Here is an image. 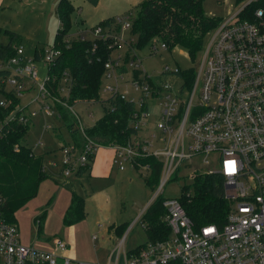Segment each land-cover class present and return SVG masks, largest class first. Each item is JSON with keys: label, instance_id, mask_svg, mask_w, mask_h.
<instances>
[{"label": "built area", "instance_id": "1", "mask_svg": "<svg viewBox=\"0 0 264 264\" xmlns=\"http://www.w3.org/2000/svg\"><path fill=\"white\" fill-rule=\"evenodd\" d=\"M251 1L254 0L247 2ZM240 10L222 16L206 32L200 65L192 67L189 82L184 75L187 68L179 66L166 64L158 72H148L142 57L132 52L133 36L124 35V44L117 47L110 44L112 50L123 45L127 48L105 62L100 83L106 81L102 89L108 96L100 101L103 111L105 107L112 109L116 99L133 104L125 142L105 144L86 131L93 123L86 124L77 103L68 101L71 82L67 71L58 84L59 94L53 92L48 69L61 48L55 43L48 49L35 46L29 54L22 42L13 45L14 53L0 59V70L8 71L0 76V83H4L5 92L20 100L4 121L16 118L31 123L41 111L56 123L46 122V127L62 129L60 107L72 113L77 133L71 134L67 128L69 136L59 147L63 176L76 175L81 168L86 170L97 150L104 146L113 149V161H118L120 169L125 168L123 161L135 167L139 158L147 156L160 160L162 166L148 204L119 235L104 262L68 255V245L60 238L53 239L51 249L24 242L18 223L5 215L0 195V264H264V12L257 8L251 18H242ZM134 16L127 11L112 17L109 34L114 37L117 27L122 31L130 29ZM100 33L101 27H94V36ZM167 47L164 41L150 42L152 52ZM39 58L48 63L47 74L41 80L35 62ZM127 86L137 91L135 98L120 88ZM150 102L159 107L154 127L148 121ZM34 103L39 110L30 108ZM8 104L6 94L0 93V105ZM3 132L0 119V135ZM208 155L214 156L217 167L203 172L221 176L224 194L230 201L221 225L196 224L180 196L162 194L166 182L180 167L190 164L187 161L200 156L208 163ZM143 167L150 172L148 163ZM159 195L163 197L168 235L147 241L138 250H127L129 229Z\"/></svg>", "mask_w": 264, "mask_h": 264}, {"label": "rangeland", "instance_id": "2", "mask_svg": "<svg viewBox=\"0 0 264 264\" xmlns=\"http://www.w3.org/2000/svg\"><path fill=\"white\" fill-rule=\"evenodd\" d=\"M57 1L0 0V28H9L17 32L29 54L34 51L35 46L48 49L54 43V35L59 25L56 12ZM140 1L142 0H100L99 4L94 6L87 0H71L73 10L70 13V24L64 36L65 41L84 39L82 38L84 35L85 38H105L106 29L102 20L122 14L125 10L136 13L138 7L134 3L137 4ZM247 1L204 0L203 8L207 15L225 17L242 9L245 4L249 3ZM94 27H101V33L98 36L93 34ZM114 34L111 43L114 45L113 47L123 43L125 36H133V42L136 43V35L132 33L131 28L122 31L117 27ZM205 37L206 34L204 39ZM1 39L5 40V35H1ZM150 42L144 47L135 46V49L132 50L142 57L143 66L148 72H158L166 64L172 68L176 66L198 68L200 65V53L203 45L195 59L192 60L182 47L152 52ZM58 47L61 48L59 45ZM126 48L127 46L123 45L111 50L110 57L125 52ZM35 62L38 79L41 80L47 74L48 63L42 58L36 59ZM105 84L106 81L100 83L99 100L96 102H77V107L81 110L88 125L94 123L104 113L100 100L108 96V92H103L102 89ZM120 88L129 97L135 98L137 95V91L133 87ZM30 108L39 110L37 103L31 104ZM89 111L92 112L88 113ZM148 111V121L151 127H154L155 121L158 119V104L150 102ZM46 122L55 123L53 117L45 116L39 111L38 115L33 117L30 128L24 136V142L34 145V151L37 154H42L45 173L48 177L40 182L37 193L15 212V221L19 225L20 235L24 242L34 243L44 249H51L53 239L60 238L67 245L69 244V250L75 252V258L104 262L113 246L109 240L113 228L122 223L123 226L127 225L128 227L153 195L155 186L152 187L146 182L149 175L147 173L150 172L144 171L146 169L141 163H135V167H133L125 161H123L125 168L120 169L118 161H113L112 155L111 171L107 176L91 177L88 172L85 175L63 176L60 171L63 154L59 147L63 143L62 138L67 139L69 134L62 128L63 137L59 138L52 129L45 126ZM207 159L208 163L200 156L192 157L187 161L190 164L180 167V171L166 182L163 196H180L184 184L192 182L194 173L217 167L213 155H208ZM71 191L84 196V208L87 214L84 219L67 225L62 221V214L69 203ZM44 212V219L42 218L43 221L40 223V216ZM95 233L97 238L93 240ZM128 233L126 249L129 251L130 247L149 241L139 218Z\"/></svg>", "mask_w": 264, "mask_h": 264}, {"label": "trees", "instance_id": "3", "mask_svg": "<svg viewBox=\"0 0 264 264\" xmlns=\"http://www.w3.org/2000/svg\"><path fill=\"white\" fill-rule=\"evenodd\" d=\"M87 1L96 5L99 0ZM203 1L142 0L138 2L135 4L138 11L131 21V31L136 35L135 46L140 48L149 41L160 40L167 44L169 50L175 47L184 48L188 56L194 60L203 44L204 35L222 18V16L205 14ZM239 1L241 0H236ZM257 8H261L264 12V0H254L245 4L239 14L242 18H251ZM72 10L71 0L57 1L56 12L60 23L54 35V43L61 47V53L49 65L48 72L52 78L50 86H53L55 94H59L58 84L63 73L67 71L71 82L68 101L96 102L99 100L98 89L104 64L112 50L110 44L114 37L109 34L112 17L102 20L106 29L105 38H84L66 42L64 36L70 24ZM1 35H5L6 39L2 40ZM20 42H22L21 36L17 32L9 28H0V59L11 56L14 53L13 45ZM193 71L192 67L184 70L187 82L190 81ZM7 72L0 70V76H5ZM3 86L4 83H0V93L6 94L9 104L6 107L0 105V119L4 129L0 135V195L4 199L5 215L9 220L15 221V212L37 193L40 182L48 175L45 173L42 154L34 151V145L24 142V136L32 121L26 123L16 118L4 121L6 115L16 109L20 99L11 92H5ZM102 102L105 106V100ZM113 104L112 109L105 107L103 115L86 128L90 135L105 144L125 142L130 131L128 115L133 109V104L120 99L114 100ZM60 114L64 129L68 128L71 134L76 135L72 113L60 107ZM50 129L59 138L63 137L61 128L54 126ZM137 163L149 164L150 173L146 182L152 187L156 186L162 166L160 160L147 156L139 158ZM83 169L81 168L78 173L80 174ZM84 200L82 194L71 191L70 202L62 216L64 224H73L85 218ZM162 200V195H159L140 217L149 241L163 239L169 233V226L164 220L166 211ZM180 200L198 225L211 222L221 225L225 221L230 204L224 194L221 176L218 173L208 172L194 173L192 182L184 184ZM44 216L45 212L40 216V223ZM144 244L142 242L135 245L130 251L138 250Z\"/></svg>", "mask_w": 264, "mask_h": 264}, {"label": "crops", "instance_id": "4", "mask_svg": "<svg viewBox=\"0 0 264 264\" xmlns=\"http://www.w3.org/2000/svg\"><path fill=\"white\" fill-rule=\"evenodd\" d=\"M99 2H100V0L94 6H97L99 4ZM134 5H135V3H134ZM105 148H107V149H105ZM112 155H113L112 149H110L108 147H101V148H99L97 150V152H96V154H95V156L93 158V161L91 162L90 166L86 170L81 171L80 174L77 173L76 175L77 176L78 175H85L87 172H88V175L91 176V177H99V176H107V175H109L110 174V171H111V166H112ZM69 202H70V200H69ZM86 214H87V212H86ZM62 216H63V214H62ZM123 225L124 224L122 223L120 225L115 226L113 228V230H112V233L110 232V229H108L109 233H111L109 235V240H111V243H112L113 246L116 243L117 238L119 237V235L122 234V233H124L126 231V229H127V225L126 226H123ZM95 235H96V233H95ZM96 238H97V235H96ZM95 239H93V240H95ZM47 241L49 242V239ZM113 246H112V248H113ZM69 247L67 248V250L65 252L68 255L72 256V257L76 256L74 251L69 250ZM108 256H109V253H108Z\"/></svg>", "mask_w": 264, "mask_h": 264}]
</instances>
